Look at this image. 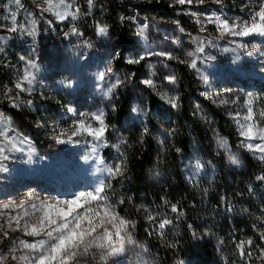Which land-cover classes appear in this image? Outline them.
Masks as SVG:
<instances>
[{"label": "trees", "instance_id": "trees-1", "mask_svg": "<svg viewBox=\"0 0 264 264\" xmlns=\"http://www.w3.org/2000/svg\"><path fill=\"white\" fill-rule=\"evenodd\" d=\"M81 2L86 3V0H78L79 4ZM155 10L141 5L135 7L134 12L161 15ZM94 11L97 19L108 25L110 34L120 41L133 43L131 27L123 29L125 23L120 19L123 12H131L128 0H94ZM54 24L62 37L61 30L65 25ZM209 51L217 57L218 67L228 63L231 72L236 73L242 83L250 82L257 92H264V73L252 72L254 69L249 65L242 66L233 60L231 53L220 55L215 49ZM5 60L4 53H0V109L18 123L41 151H48L52 145L48 122L70 123L74 117L67 111L69 107L84 113L99 103V98L81 89H64L55 92L53 97L47 96L40 104L38 99L34 100L37 105L32 109L24 104L21 108H12L4 93L9 88L12 89L9 95L15 93V71ZM173 66V74L177 77L174 96L179 97L178 108H172L160 99L157 91L140 83L148 76L144 62L129 65L121 55L112 65L123 72L124 83L112 101L103 107L105 122L113 126L107 134L108 143L120 142V148L119 151L104 148L101 155L110 166L122 163L125 174L109 178L112 184L109 195L126 201L117 205L116 210L136 222L135 240L163 259V264H182L183 261L187 264H223L228 258V264H240L233 251L234 239L252 238L264 244L253 228L255 224L264 230V225L257 219L264 216V182L255 179L264 172V162L240 146L231 115L237 111L235 105L218 102L226 97L235 99L222 89L225 80L206 91L192 69L180 63ZM157 89L160 93H169L167 84L161 80ZM67 126L61 124L62 129ZM220 138L227 140L230 153L240 161L238 165L230 163V153L218 146ZM85 146L86 152L88 146ZM83 157L78 163L80 172L90 180L103 178L95 171L94 162L85 161ZM197 161L202 165L198 171L195 168ZM224 196L231 211L221 200ZM171 204L183 211L179 220L174 219L176 214L171 213ZM148 214H167L173 218V224L168 226L163 238L145 231L151 228L146 220ZM188 225H192L191 230ZM220 240L224 241L222 245ZM254 259L255 255L252 261ZM258 262L256 260V264Z\"/></svg>", "mask_w": 264, "mask_h": 264}, {"label": "snow or ice", "instance_id": "snow-or-ice-1", "mask_svg": "<svg viewBox=\"0 0 264 264\" xmlns=\"http://www.w3.org/2000/svg\"><path fill=\"white\" fill-rule=\"evenodd\" d=\"M17 10L24 6L21 0H14ZM175 5L187 6L184 11L193 5H203L206 0H173ZM218 7L211 12H188L195 18V23L199 25L201 33L208 32V26H213L218 36L216 40H206L198 36L189 35L190 49L185 52V58L181 59L172 52L146 49L142 54L129 57L126 63L129 65L140 64L149 57H160L163 61L176 60L180 64L186 65L194 70L201 80H204L201 65L215 60L216 56L210 49H215L218 53H232L233 60L239 58L241 54L253 55L261 45H264V0H248L247 4L242 5L241 11L247 15L229 18L223 15L224 0H213ZM87 10H82L78 0H38L35 5L36 11L27 12L24 20H17V12H11V24L0 25L8 33L24 32L27 35L35 36L37 24L40 20H45L49 26L54 23L71 22L68 32L64 33L65 38L77 37L74 47H92V44L84 38V34L79 31L74 22L81 16L91 15L94 8V0H86ZM52 17L53 19H49ZM8 17H5L7 20ZM132 20L135 17H121L122 21ZM177 24L179 33L185 32L184 28ZM148 24H138L137 34L146 37ZM96 35L108 37L109 28L107 24L97 22L95 24ZM3 37H0L2 40ZM171 39L172 44L180 48L183 41L180 36H165ZM219 41H225L223 47ZM2 50V49H0ZM264 55V52H260ZM24 61V71L17 73L14 83V94L9 95L12 89L9 88L4 96L10 101L12 108H21L23 101L22 94L31 95L37 86L36 73L39 66L32 59L20 57ZM152 67V65H149ZM167 67V65H165ZM112 73V68L108 67L103 72L97 74L98 80L103 81L106 76ZM155 73H150L148 78L140 81L146 88L157 91L160 99L169 104L172 108L179 107V97L169 96L167 93H160L157 83L152 78ZM163 80L167 84L174 85L177 77L174 74L166 75ZM206 82V81H205ZM124 83L116 77L106 87H99L100 92L105 97H110ZM71 86L70 84L68 85ZM231 92L226 89L225 93ZM217 102L216 100L213 101ZM221 105H238V99L229 97L219 99ZM254 98L248 93L244 98L242 107L245 109L243 114L236 111L232 119L236 124L237 134L240 137V146L251 153L254 158L264 162V111L257 114L254 108ZM27 103L31 105L32 101ZM69 113L76 117L68 128L60 130L57 125L53 128L52 138L57 144H80L87 145L85 161L92 160L95 171L101 175V179L89 190L72 193L66 198L46 196L42 197L35 191H26L19 199L0 200V264H121L117 258L127 256L132 246L139 247L134 238L136 222L123 215L116 209L117 205H122L126 201L123 198L116 200L109 195L112 184L109 178L115 179L125 174L123 164L108 165L101 152L104 148L111 147L119 151L120 142L116 144L108 143V133L110 126L105 122V113L102 109L94 113H79L69 107ZM136 111V109H133ZM147 132V128H145ZM87 137L89 139H83ZM122 142V141H121ZM218 146L230 153L228 142L220 138ZM32 153L31 141L23 133L17 131L9 117L0 112V172L8 170L10 160L16 153ZM179 151V149H177ZM229 161L238 165L240 161L235 154H229ZM202 167L197 161L195 168L198 171ZM257 181L264 182V172L255 177ZM251 191V189H249ZM227 209L231 211V205L227 197H221ZM131 202V197H128ZM165 204H168L165 201ZM171 213L176 214L174 219L179 220L184 215L183 211L176 204L169 205ZM264 225V216L257 218ZM146 220L151 228L145 231L155 233L163 238L166 229L173 224V218L167 214L164 216H154L148 214ZM191 230L192 225H188ZM253 228L258 233L260 242H264V230ZM196 233L193 231V236ZM23 237H27L25 239ZM219 243L222 245L223 240ZM234 254L238 256L240 264H249L253 256L264 264V244L257 243L252 238L234 239ZM172 247L173 245H168ZM147 250L144 249V252ZM252 264H255L252 261Z\"/></svg>", "mask_w": 264, "mask_h": 264}, {"label": "rangeland", "instance_id": "rangeland-1", "mask_svg": "<svg viewBox=\"0 0 264 264\" xmlns=\"http://www.w3.org/2000/svg\"><path fill=\"white\" fill-rule=\"evenodd\" d=\"M128 1L130 2L131 12H123L120 15V19L122 16L136 18L135 23L130 19L125 21L121 20L125 23L123 29L131 27L133 33L131 40L133 43L120 41L117 39V36L110 34V32L108 37L97 36L95 24L97 22L101 24L105 23L97 19V13L94 11V8L92 9L91 15H82L78 21L74 22L79 31L84 34V38L92 44L90 48L74 47L77 42V37L65 38L64 33L68 32L71 27V22L68 21L64 23L57 22L60 26L65 25L62 30L58 29L63 32L62 37L57 32L55 24L49 26L45 20L38 22L35 36L27 35L22 31L8 33L4 28H0V37H3L0 40V49H2L0 53H4L5 63H7L8 67L14 69L15 81L17 73L24 71L25 65L24 61L20 60L21 56L26 59L35 60L40 69L36 73L37 86L35 91L31 95L22 94L24 96L21 99L26 107L32 109L37 103H42L55 92L64 89H81L82 92L99 98V103L94 105L90 110L84 111V113H94L100 109L104 111L103 104L110 103L121 86L110 97H105L100 92L99 87H106L116 77L122 80L123 72L120 69H114L112 67L113 63L121 55L126 62L129 57L142 54L146 49H152L172 52L174 55L184 59L185 52L190 49L188 34L206 40H216L218 36V33L215 32L211 25L208 26V32L201 33L199 31V25L195 23V18L188 14V12L207 13L217 10L219 6L214 4L213 0H206V3L203 5H193L188 12L184 11L187 6L175 5L173 0ZM37 2L38 0H21L24 7L17 10L14 0H0V25L11 24L10 16L12 11L17 12L18 21L24 20L27 12L36 11L35 5ZM247 3L248 0H224L223 15L229 18L247 15L246 12L241 11L242 5ZM141 5L146 6L147 9L150 7L152 9L156 8L155 11H158L161 15L148 16L143 11L134 12L135 7ZM80 6L82 10H87V4L85 2H81ZM5 17H8V19L5 20ZM49 19L53 18L49 17ZM176 21L184 28L185 32L183 34L179 33L177 24L174 23ZM138 24H148L150 26L146 30V37H141L137 34ZM166 35L170 37L180 36L183 41L182 46L177 48L176 45L172 44L171 39H165ZM217 43L223 47L225 41L217 40ZM260 52H264V45H261L260 49L255 51L253 55H248L247 53L241 54L236 59V62L242 63V66H251L254 69L252 70L254 73L256 71L264 73V55H260ZM219 54L224 55V53ZM231 55L233 54L231 53ZM161 60L162 58L153 56L142 61L148 69V76L150 73H155V76L152 78L156 81L157 85L160 80L167 84L163 80V77L173 74V65L179 63L176 60H165L161 63ZM216 61L217 57L215 60L200 66L204 80H201L200 76L193 70L196 77L204 86V89L206 91L213 90L218 86L219 82L223 83L225 80V83L222 84V89L224 91L230 89L231 92L229 93L235 96V99H238L239 104L235 105L237 111H240L242 114L245 111L242 105L248 93H251L254 98L255 102L253 106L257 114L264 111V92H257L256 87L253 88L250 82L249 84L242 83L237 74L231 72L228 63L222 67H218ZM17 63H20L21 66H18ZM149 65H152V67H149ZM108 67L112 68V73H109L103 81H99L97 74L103 72ZM249 80L251 81L252 78ZM69 84L71 85L70 87L68 86ZM176 85L177 82L174 85L167 84L169 88V93L167 94L169 96L175 95ZM37 99L39 102L36 103L34 100ZM28 100L32 101L31 105L27 103ZM79 113H83V111H79ZM74 119L76 117L70 123L60 122L59 120H53L47 123V127L51 132L50 139L52 140V145L46 152L39 150L31 138L22 132L19 125H17L18 123L10 119L17 131L29 138L34 151L32 153L27 151L24 153H16L14 158L7 162L8 170L0 172V200L10 198L19 199L29 190L35 191L42 197L66 198L72 193L89 190L99 181V178L90 180L78 168V163L81 162L83 155H85L84 153H86L84 151L86 146L83 142L80 144H57L52 138V130L54 127L59 125L60 130H62V123L65 124V127L67 125L69 127ZM83 139L89 138L84 137ZM23 238L28 239L27 237ZM138 245L139 247L132 246L127 256L119 257L117 260L121 264H163V259L148 251L144 252L146 247L140 243ZM228 260L223 262V264H228ZM182 264H187V262L183 261Z\"/></svg>", "mask_w": 264, "mask_h": 264}, {"label": "crops", "instance_id": "crops-1", "mask_svg": "<svg viewBox=\"0 0 264 264\" xmlns=\"http://www.w3.org/2000/svg\"><path fill=\"white\" fill-rule=\"evenodd\" d=\"M0 112H2L1 109H0ZM3 113H4V112H3ZM4 114H5V113H4ZM5 116L9 117V118L14 122V120H13V118H12L11 116H9L8 114H5Z\"/></svg>", "mask_w": 264, "mask_h": 264}, {"label": "built area", "instance_id": "built-area-1", "mask_svg": "<svg viewBox=\"0 0 264 264\" xmlns=\"http://www.w3.org/2000/svg\"><path fill=\"white\" fill-rule=\"evenodd\" d=\"M253 261H254V262H255V264H256V259H254ZM258 263H259V264H261V262H260V261H259ZM250 264H252V262H251Z\"/></svg>", "mask_w": 264, "mask_h": 264}]
</instances>
